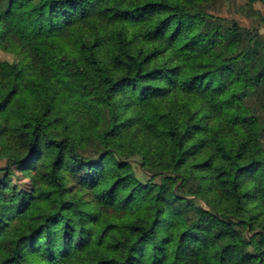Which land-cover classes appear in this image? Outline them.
<instances>
[{
    "label": "trees",
    "instance_id": "1",
    "mask_svg": "<svg viewBox=\"0 0 264 264\" xmlns=\"http://www.w3.org/2000/svg\"><path fill=\"white\" fill-rule=\"evenodd\" d=\"M213 1L0 0V264H264V44Z\"/></svg>",
    "mask_w": 264,
    "mask_h": 264
},
{
    "label": "rangeland",
    "instance_id": "2",
    "mask_svg": "<svg viewBox=\"0 0 264 264\" xmlns=\"http://www.w3.org/2000/svg\"><path fill=\"white\" fill-rule=\"evenodd\" d=\"M207 11L215 16L226 19V21L237 23L246 29L248 34L256 37L264 44V24L261 23L259 18L261 14H264V7L261 3L256 2L253 5H249L247 4V0H216L209 3ZM51 43V40H41L39 42V51L44 60L51 65L58 77L59 83L67 92L83 104H94L96 101L94 93L82 85L80 77L72 66L61 64L58 58L48 53V47ZM0 58L15 59V56L6 54L0 50ZM250 70L254 80H257L258 76L262 73L257 56L250 61ZM19 80L27 95L33 97L38 93L44 94L51 101L53 111L61 116L62 122L71 123L74 121L75 117L67 101L57 99L54 87L40 75L27 76L22 72L19 75ZM24 105L25 99L23 97H16L2 113V117L8 120V126L12 134H15L17 131V116L19 111L24 108ZM5 164V160L0 157V167H4ZM13 180L21 185L28 183V180L22 178L18 171H16Z\"/></svg>",
    "mask_w": 264,
    "mask_h": 264
}]
</instances>
